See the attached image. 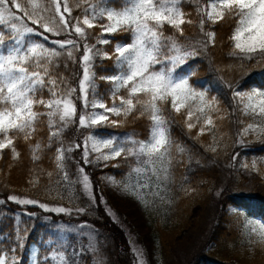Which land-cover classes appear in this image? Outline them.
<instances>
[{
    "label": "snow or ice",
    "instance_id": "1",
    "mask_svg": "<svg viewBox=\"0 0 264 264\" xmlns=\"http://www.w3.org/2000/svg\"><path fill=\"white\" fill-rule=\"evenodd\" d=\"M109 2L75 0L70 6L69 0H50L51 7L37 11L39 5L31 0L30 11L20 0H0V154L8 149L14 158H18L17 136L22 135L26 141L32 139L38 131V122L44 117L49 129L48 143L42 145L37 142L33 146V159L39 160V153L52 147L55 141L58 145L55 164L65 184H81L88 199L95 200L91 179L84 168L78 166L75 181L70 179L65 169L66 154L82 148L84 165L105 162L104 167H107V161L131 158L129 180L123 184V190L140 199L141 189L151 190L152 196L164 201L165 196L161 193L167 191L173 160L177 154L186 151L171 136L173 118L170 114L183 113L189 132L199 124L198 137L206 130H212L215 125L210 113L219 110L215 97L209 99L207 90L197 91L189 83V78L194 75L190 65L188 69H181L180 73L177 69L199 54L197 45L206 49L209 44H215L216 32L206 30L205 25L211 29L226 17L235 21L236 25L229 37L233 45L229 55L240 61L254 60L259 63L264 60V0H210L206 5L201 0H194L200 16L198 27L204 37L196 44H181L176 35L184 36L183 26L193 23L181 7L183 0H125L119 10L100 7ZM73 7L82 9V15L74 17ZM17 12L22 15H17ZM4 26H7V35L4 34ZM166 26L175 30L172 35H165ZM93 29L97 30L96 35L90 31ZM121 33L129 35L117 40L116 36ZM48 34L55 37L51 41L52 46H46ZM33 37H43V40ZM90 39L95 42L89 43ZM62 57L65 58V70L68 69V62L78 64L79 70L72 73L75 85L58 71ZM98 59L112 60L116 71L97 76ZM239 66L244 67L243 63ZM185 71L186 75L183 74ZM97 80L110 85L107 99L97 95ZM228 87L233 88V85ZM232 99L245 115H259L261 123H264V91H237L233 88ZM77 100L82 104L79 115ZM133 115L134 118L145 117L149 121L146 139H138L135 133L118 139L105 137L99 132V129L108 125L117 126ZM72 125L77 129L90 130L83 136L82 144L73 141L65 145L63 133ZM249 132H256L259 137L264 135V128L248 123L240 133L241 145L244 144L242 137ZM211 150L215 151V148ZM93 153L96 155L90 159ZM244 166L248 167L247 164ZM252 166L255 167V163ZM107 179L114 186H121V182L114 177ZM8 199L21 205H38L56 214L71 216L74 211L64 206L50 207L47 203L17 195H10ZM86 211L85 208L75 209L77 215ZM87 227V222L74 229L64 226L72 231ZM55 228L60 229V225ZM251 233L264 243V223L252 227ZM14 243L16 246L8 250L11 256L0 249V264H23V260L16 255L26 245L19 228ZM48 243L53 241L49 239ZM33 247L39 257V247L35 244ZM57 247L63 249L61 255L70 253V258L65 256L63 264H76L77 259L89 254L97 260L99 252L92 246V237H89L88 245L69 247L65 241H60ZM134 254L139 256L138 264H146V250L137 249ZM51 256L54 258L56 253L52 252ZM43 258L47 261L49 255L45 254ZM31 264H38V260L33 259Z\"/></svg>",
    "mask_w": 264,
    "mask_h": 264
},
{
    "label": "trees",
    "instance_id": "2",
    "mask_svg": "<svg viewBox=\"0 0 264 264\" xmlns=\"http://www.w3.org/2000/svg\"><path fill=\"white\" fill-rule=\"evenodd\" d=\"M20 2L32 10L31 0ZM90 2L97 3V0ZM124 2L125 0H110L108 5L101 4L100 7L108 6L119 10ZM209 2L210 0H201L205 5ZM35 3L39 5L37 11L51 7L50 0H35ZM74 3L75 0H69L70 6ZM181 7L188 14L187 19H191L193 23L185 24L184 36L176 33L177 38L181 44H196L204 39L198 27L200 16L197 14V5L194 0H183ZM17 15L22 14L17 12ZM72 15H82V9L73 7ZM235 26V21L227 17L211 29L205 25L206 30L216 32L215 44H209L206 49L197 45L199 54L177 69L180 73L181 69H188L190 65L194 75L189 78V83L197 91L207 90L209 99L215 97L219 110L210 113L215 125L212 130H206L198 137L199 124L189 132L183 113L170 114L173 118L170 125L171 136L186 151L177 154L173 160L170 167L171 180L167 184V191L161 193L165 196L164 201L152 196L151 190L140 191L158 240L160 264H264V247L248 246L241 229L242 215L257 218L264 223V176L261 170L252 171L255 161H264V142L255 144L253 148H243L238 144L243 128L248 123L258 122V116L245 115L232 99L233 88L237 91L264 90V60L259 63L254 60L240 61L229 55L233 47L229 37ZM4 27V34L7 35V26ZM90 31L93 35L97 34L96 29ZM174 31L165 27V35H172ZM48 35L46 46H52L51 41L55 37ZM128 35L121 33L116 39ZM32 39L43 40V37ZM94 42L89 40V43ZM64 60L62 57L58 71L75 85L72 73L79 70L78 64L68 62V69L65 70ZM241 63L243 68L239 66ZM115 71L112 60H97V76L110 75ZM183 74L186 75L187 72ZM229 84L233 88L228 87ZM109 87L105 81L97 80V95L107 99ZM44 95L47 97L48 93L45 92ZM89 98L91 99V93ZM76 104L79 115L82 104L79 100ZM45 121L46 118L42 117L38 122V131L32 139L26 141L22 135L17 136L18 158H14L8 149L0 154V249L7 252V255H12L8 250L16 246L14 241L19 228L26 245L16 255L23 260V264H31L33 259H37L38 264H63L65 256L70 258V253L64 252L61 255L63 249L58 248L57 244L65 241L69 247H79L88 245L89 237H92V246L99 249L97 260L89 254L77 259L76 264H97V261L99 264H137L128 237L102 202L107 196V177H114L121 184L128 182L131 158H116L107 161L108 166L104 167L105 162L84 165L81 159L82 148L66 154L65 169L71 180L77 179L78 166L83 167L89 175L95 195V200L90 201L81 184H65L60 179L55 164V150L58 146L55 141L52 147L44 148L39 153V160L33 159V146L37 142L42 145L48 143L49 129ZM148 125L149 121L145 117L134 118L133 115L123 123L108 125L99 129V132L105 137L114 136L118 139L135 133L138 139L143 140L148 136ZM89 131L72 125L64 131L63 141L65 145L73 141L82 144L83 136ZM213 147L215 151L211 150ZM93 157L91 154L89 158ZM242 164H247L248 167ZM49 173L52 175L49 176ZM132 179L135 182V176ZM152 181L154 184L155 177ZM10 195L36 199L41 203L64 206L74 211L71 216L47 212L38 205L12 202L8 199ZM77 208H85L87 211L77 215ZM233 209L239 211L234 212ZM30 213L34 215H28ZM83 222H87L89 227L76 231L64 228L68 226V229H74ZM56 225H60V229H56ZM49 239L53 241L52 244L48 243ZM34 244L40 249L39 257L35 255L37 249L33 247ZM52 252L56 253L54 258L51 256ZM45 254L49 255L47 261L43 258Z\"/></svg>",
    "mask_w": 264,
    "mask_h": 264
},
{
    "label": "rangeland",
    "instance_id": "3",
    "mask_svg": "<svg viewBox=\"0 0 264 264\" xmlns=\"http://www.w3.org/2000/svg\"><path fill=\"white\" fill-rule=\"evenodd\" d=\"M193 103L195 105V102ZM256 116L259 117L256 118L258 122L252 123L259 124L261 128H264V123H261V117L259 115ZM242 138L244 140L243 148H253L258 143L264 142V135L257 137L256 132H249V134L244 135ZM240 139L241 135L239 136L238 144H240ZM93 155L95 156L96 154L93 153ZM254 163L255 167L252 166V171L261 170L264 176V161H255ZM105 181L107 185V196L102 199V202L105 204L112 218L124 230L133 252L137 249L141 251L146 250V264H160L158 240L150 224L145 203L130 191L123 190V184L120 187H116L107 178ZM242 219L241 229L248 246L259 245L264 247V243L259 242V238L255 233L250 234V229L262 223V221L244 215H242ZM135 256L138 264L139 256Z\"/></svg>",
    "mask_w": 264,
    "mask_h": 264
}]
</instances>
